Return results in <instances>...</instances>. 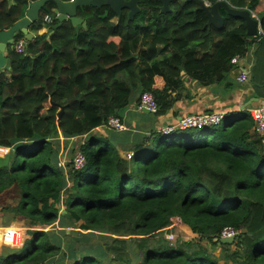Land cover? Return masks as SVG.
Returning <instances> with one entry per match:
<instances>
[{"label":"trees","instance_id":"1","mask_svg":"<svg viewBox=\"0 0 264 264\" xmlns=\"http://www.w3.org/2000/svg\"><path fill=\"white\" fill-rule=\"evenodd\" d=\"M35 1L0 0V31ZM226 1L256 13L264 32V0ZM160 6L140 0L134 19L127 9L119 18L110 6L79 7L86 28L67 20L51 34L58 20L56 3L48 2L30 27L36 37L26 51L10 48L11 69L0 72V152L8 150L0 156V195L14 196L17 204L7 209L35 227L22 247L0 253V264H135L125 247L107 242L113 255L100 256L97 243L88 242L99 231L117 243L141 239L136 264H264V147L250 113L225 115L222 129L152 131L135 140L128 132H94L120 116L134 92L139 100L151 92L155 116L166 115L182 100L185 76L205 85L221 81L232 58L250 50L245 20L225 9L217 29L196 2L176 1L167 14ZM22 38L19 32L16 42ZM70 138L82 141L60 166ZM78 151L86 158L80 169ZM75 226L87 233L62 253L73 234L66 228ZM175 227L199 238L173 245L159 237ZM228 227L235 240L221 243ZM209 244L224 251V262Z\"/></svg>","mask_w":264,"mask_h":264},{"label":"crops","instance_id":"2","mask_svg":"<svg viewBox=\"0 0 264 264\" xmlns=\"http://www.w3.org/2000/svg\"><path fill=\"white\" fill-rule=\"evenodd\" d=\"M30 31L36 37V32L31 29ZM45 31L43 29L39 33ZM251 38L253 43L246 56L240 61L239 66L234 65L221 81L205 85L186 77L182 100L177 101L166 115L155 116L150 112L139 111L137 109L139 98L131 101L120 115L126 129L118 132H128L134 136L135 140L139 134L151 135L152 131L159 132L164 127L177 123L188 114L203 112H223L225 115L245 114L249 113L252 108L264 107V34L259 35L258 39ZM241 65L250 70V79L246 83H240L237 80ZM162 85L161 82L160 87ZM107 129V126H104L101 130L96 129L94 132L101 134ZM86 136L87 134L84 135V137ZM68 140L70 144H78L82 141L81 138ZM132 143L128 146L130 147ZM126 152L124 150L122 154Z\"/></svg>","mask_w":264,"mask_h":264},{"label":"water","instance_id":"3","mask_svg":"<svg viewBox=\"0 0 264 264\" xmlns=\"http://www.w3.org/2000/svg\"><path fill=\"white\" fill-rule=\"evenodd\" d=\"M161 3L160 12L162 14L173 13L172 4L174 2L187 1L198 3L207 13L208 23L217 29H222L225 25V18L221 14V9L227 10L229 16L242 18L246 22L247 35L258 39L259 21L252 15L249 9H239L231 6L226 0H220L216 3L208 4L205 0H157ZM48 2L56 3V12L58 23L54 26L51 34L58 29L65 21L70 20L74 26L83 25L87 27V22L78 16V8L84 6L103 7L110 6L119 16L127 9L128 17L134 19L141 12L140 0H38L29 4L26 14L18 20L11 28L0 31V72H7L11 69L12 59L8 53L15 42L19 32L24 39L32 41L35 35L30 31L33 23L39 21L41 11ZM149 113L148 111H146ZM235 237L221 238V243H232Z\"/></svg>","mask_w":264,"mask_h":264},{"label":"rangeland","instance_id":"4","mask_svg":"<svg viewBox=\"0 0 264 264\" xmlns=\"http://www.w3.org/2000/svg\"><path fill=\"white\" fill-rule=\"evenodd\" d=\"M181 3V2H180ZM10 76V75H8ZM138 97V93L134 92L131 98V101H134ZM239 117L244 115V113H237ZM220 129L224 128V124L222 123L220 126H218ZM76 143L69 144V148H67L66 153L62 154L63 158H61L59 161V165L63 166L65 164L66 159H70V150L73 151L77 148ZM8 150L6 152H0V156L7 155ZM61 155V154H60ZM17 200L14 196H2L0 195V253H9L12 252L15 248H20L23 245H21L25 240L29 239L28 231H31L35 226H31L30 222L28 220H23L21 217L15 216L14 213L10 212V210L7 209L9 205H12L11 208L15 207L17 204ZM62 202H65L63 199ZM65 211V206L61 208ZM50 231V230H49ZM53 231H59L57 229ZM66 231L70 233L73 231L72 237L67 241L65 239V242L63 244V250L62 253L67 250V244L71 241H76V243H79V240L84 238L86 235V231L80 230L77 226L74 228L68 227L66 228ZM104 234H107L108 236H105ZM165 236H163V233L159 234V237L163 239H167L170 243L173 245H176L178 242L186 241V240H194L197 237L196 234H194L189 228L187 227H175L173 230L168 231V233H164ZM116 236L112 238L109 236L108 232L99 231L97 233H94L93 236H88V242L91 243H97L96 247H99L97 250L101 251L100 256L109 258V254L113 255L112 252H109V254L105 251L106 242L109 244L110 247H113L114 245H120L122 247H125L126 252L130 255V259L133 263H140L142 260V250L139 248V244L141 243V239L136 238L134 240H127V242L117 243L116 242ZM170 239V240H169ZM125 244V245H124ZM204 245H207L204 242ZM77 246V245H76ZM209 250L211 251L212 255L214 257H218L221 259V262L225 261L224 257V251L221 250L220 247H216L215 245L209 244L208 246ZM62 253H60L57 256V259H60L62 257ZM65 261L68 263L70 262V258L68 257V254L66 253ZM228 264H233L231 261H228Z\"/></svg>","mask_w":264,"mask_h":264},{"label":"built area","instance_id":"5","mask_svg":"<svg viewBox=\"0 0 264 264\" xmlns=\"http://www.w3.org/2000/svg\"><path fill=\"white\" fill-rule=\"evenodd\" d=\"M52 17L50 15H46L44 17V22H51ZM25 42L19 41L16 44V50L18 52H25ZM243 55H236L232 58V65L239 66L240 61L243 59ZM250 79V70L242 65L239 67V74L237 76V80L240 83H246ZM137 109L139 111H148L150 113H156L158 111V104L156 97L151 92H145L141 95L140 101L137 105ZM250 115L253 117L254 126L252 129V133L255 137L261 140V143L264 147V107L259 106L250 109ZM225 118V113L223 112H204L199 114H188L182 117L177 123L170 124L162 129L164 134H170L175 130H187L194 128H204V127H212L220 125ZM108 129L123 131L126 129L123 120L119 116H111L109 117L106 123ZM131 156V155H130ZM129 156V157H130ZM86 163V158L82 153H78L74 158L75 168L80 169L84 167ZM237 232L232 228H225L221 237L227 238L235 236Z\"/></svg>","mask_w":264,"mask_h":264},{"label":"clouds","instance_id":"6","mask_svg":"<svg viewBox=\"0 0 264 264\" xmlns=\"http://www.w3.org/2000/svg\"><path fill=\"white\" fill-rule=\"evenodd\" d=\"M65 1H71V0H65ZM181 3H183V2H185V1H180ZM209 5L210 4H212V3H210V2H208V1H206ZM54 11H55V13H56V16H57V12H56V8L54 9ZM252 12V11H251ZM47 15H49V14H47ZM252 15L259 21V26H261V23H260V18H259V16L256 14V13H254V12H252ZM41 16V15H40ZM51 17H52V21H53V16L52 15H50ZM52 21L51 22H49V24L50 23H52ZM45 23H47V22H45ZM261 34H264V32H263V30H262V27L260 28V31H259V35H261ZM251 37V36H250ZM259 37V36H258ZM17 38V37H16ZM19 41H24L25 42V46L27 45V41L24 39V36H23V38L22 39H20ZM19 41H17L16 42V39H15V42H14V44H13V47H11L12 49H14L15 51H17L16 50V44L19 42ZM25 51H26V47H25ZM18 52V51H17ZM19 53H24V52H19ZM244 56V55H243ZM246 56V55H245ZM8 75H10V74H8ZM185 78H186V76H185ZM140 101V100H139ZM204 113V112H203ZM153 114H155V113H153ZM199 114V113H198ZM227 115V114H226ZM186 116V115H185ZM120 117V116H119ZM184 117V116H183ZM121 118V117H120ZM223 123V122H222ZM221 123V124H222ZM220 124V125H221ZM107 125H105V127H106ZM219 126V125H218ZM108 128V127H107ZM195 129V128H194ZM198 129V128H197ZM159 132H162V130H160ZM172 133V132H171ZM170 133V134H171ZM165 135H169V134H165ZM78 153H81V152H77L76 153V155L78 154ZM75 155V156H76ZM130 156V155H129ZM130 158H131V156H130ZM86 164V163H85ZM85 166V165H84ZM83 168V167H82ZM237 235V234H236ZM236 235L234 236V237H236ZM233 237V236H232ZM221 238H224V237H221L220 236V239ZM228 238V237H227ZM170 240V239H169ZM51 264H55V263H51Z\"/></svg>","mask_w":264,"mask_h":264}]
</instances>
